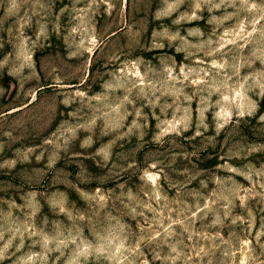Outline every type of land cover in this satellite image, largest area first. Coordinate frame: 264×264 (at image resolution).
Returning a JSON list of instances; mask_svg holds the SVG:
<instances>
[{"label": "rangeland", "instance_id": "1", "mask_svg": "<svg viewBox=\"0 0 264 264\" xmlns=\"http://www.w3.org/2000/svg\"><path fill=\"white\" fill-rule=\"evenodd\" d=\"M0 264H264V0H0Z\"/></svg>", "mask_w": 264, "mask_h": 264}]
</instances>
